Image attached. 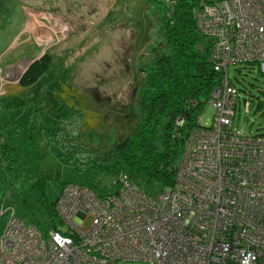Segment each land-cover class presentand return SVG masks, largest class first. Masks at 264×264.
<instances>
[{"label":"built area","instance_id":"built-area-1","mask_svg":"<svg viewBox=\"0 0 264 264\" xmlns=\"http://www.w3.org/2000/svg\"><path fill=\"white\" fill-rule=\"evenodd\" d=\"M201 19L225 84L212 94V127L189 136L175 187L156 197L129 189L104 203L70 186L58 207L76 238L45 237L11 213L0 264H264V136L232 130L238 94L228 75L251 63L264 74V0L208 4Z\"/></svg>","mask_w":264,"mask_h":264},{"label":"rangeland","instance_id":"rangeland-1","mask_svg":"<svg viewBox=\"0 0 264 264\" xmlns=\"http://www.w3.org/2000/svg\"><path fill=\"white\" fill-rule=\"evenodd\" d=\"M161 8L156 0H0V143L9 142L16 133L25 140L32 131L44 156L40 173L47 204L57 200L64 183H90L76 173L62 146L76 140L80 124L73 122L71 113L67 115L69 97L61 96L58 88L54 90L53 83L41 82L31 90V97L13 93L3 96L5 90L16 87L30 61L47 51L54 57H65L72 88L84 95L90 90L100 100H110L108 104L102 101L101 106L92 101L90 104L102 115L110 109L112 122L120 123L123 110L137 102L134 85L140 58L157 40L150 20ZM247 67L229 69L239 89L232 127L259 136L264 134V75ZM246 101L251 104L249 114ZM213 115L214 108L207 106L201 114L203 127H212ZM108 126L98 128L93 135L84 131L80 142L91 149H106L115 142V130ZM32 148L34 145L28 147L29 152ZM37 152L31 154L36 156ZM179 155L180 164L184 155ZM26 157L27 154L24 161ZM99 181L102 184H98L96 192L102 196L119 188L110 178ZM11 186L6 206L17 209L18 218L27 226L35 224L42 230L51 221V211L39 202L37 190L29 191V183L13 182ZM162 192L163 185L156 183L154 195ZM6 217L8 214L0 216V234L7 224ZM90 224L89 219L86 230Z\"/></svg>","mask_w":264,"mask_h":264},{"label":"trees","instance_id":"trees-1","mask_svg":"<svg viewBox=\"0 0 264 264\" xmlns=\"http://www.w3.org/2000/svg\"><path fill=\"white\" fill-rule=\"evenodd\" d=\"M156 1L162 8L150 20V27L157 40L155 44L150 43L146 54L141 55L138 79L134 85L137 102L120 112L123 114L121 118L119 116L120 123L112 122L110 109L102 115L90 104L92 101L101 106L103 100H100L99 95L92 94L90 90L84 95L72 88L68 82L69 73L64 66L65 57H54L47 51L41 58L30 61L16 87L5 90L3 96L13 93L31 97L34 95L31 90L47 81L53 83L54 90H60L61 96L69 97L70 105L65 101L67 115L70 116L71 113L73 122L77 121L80 127L75 131L76 140L62 146L76 173L86 177L90 183H64L57 200L47 204L44 179L40 173V163L44 156L36 138L32 136V131L31 136H27L25 140L20 138L19 133L13 134L9 137V142L0 143V216L8 214V219L13 210L18 218L17 209L6 206L7 197L13 182L29 183V191L37 190L39 202L51 211V221L39 231L45 237L54 230L76 238V233L69 229L59 213L58 205L66 188L78 185L105 203L111 198L120 199L122 193L129 189L155 196L156 183L163 185L162 193L175 187V178L182 163H178L179 154L184 155L191 134L208 129L202 126L201 114L207 106H212L214 91L225 84L226 73L215 70V42L204 34L200 25L205 6L223 0ZM244 65L249 70H258L253 63ZM233 66L242 65L231 67ZM228 73L229 82L237 89L238 94L239 89L232 82L230 71ZM105 102L108 104L110 100L102 103ZM247 103L249 110L246 108V112L249 114L251 104L246 101L245 106ZM214 116L215 108L213 119ZM106 125L115 130L113 145L106 149L83 146L80 134L86 131L85 134L93 135L98 128ZM30 145L35 147L31 152L28 150ZM34 150L38 151L36 156L31 154ZM24 153L28 156L25 161ZM99 178H110L119 188L102 196L96 192L98 184H102ZM1 212H4L3 215ZM89 219L92 221V218ZM34 227L39 229L35 224Z\"/></svg>","mask_w":264,"mask_h":264}]
</instances>
